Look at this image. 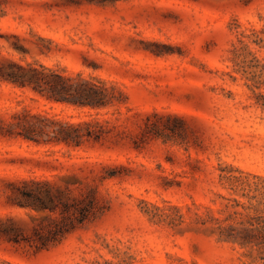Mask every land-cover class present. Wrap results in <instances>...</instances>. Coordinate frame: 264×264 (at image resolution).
Wrapping results in <instances>:
<instances>
[{
    "label": "rangeland",
    "instance_id": "1",
    "mask_svg": "<svg viewBox=\"0 0 264 264\" xmlns=\"http://www.w3.org/2000/svg\"><path fill=\"white\" fill-rule=\"evenodd\" d=\"M11 61L101 77L120 101L49 100L3 78ZM258 92L264 0H0V126L23 107L102 123L77 146L0 133V264H264L213 230L220 194L248 201L223 174L262 184ZM21 179L93 191L88 218L47 247L8 240L9 221L34 236L59 216L16 204Z\"/></svg>",
    "mask_w": 264,
    "mask_h": 264
},
{
    "label": "trees",
    "instance_id": "2",
    "mask_svg": "<svg viewBox=\"0 0 264 264\" xmlns=\"http://www.w3.org/2000/svg\"><path fill=\"white\" fill-rule=\"evenodd\" d=\"M2 76L14 85L28 87L49 100L76 107L102 108L120 101L121 92L115 85L108 86L101 77H83L80 72L75 75L66 74L59 68L41 62H27L23 65L11 61ZM257 100L264 105V93L258 92ZM101 126L102 123L97 119L74 122L50 116L45 112H31L23 107L0 126V133L20 135L35 142L63 141L77 146L88 139H99L102 135ZM222 177L232 189H241L248 201L220 194L226 199L220 208L225 215L214 218L216 225L213 230L221 239L236 241L241 246L255 247L258 257L264 263V175L261 177L262 184H250L232 174H223ZM21 184L15 196L16 204L36 210L59 212V216L53 218L52 224L45 231L36 229L34 236L24 235L12 221L5 224L3 233L8 240L33 241L37 247H47L61 241L82 224L88 218L95 198L93 191L83 197L69 198L60 188L54 192L48 181L21 179Z\"/></svg>",
    "mask_w": 264,
    "mask_h": 264
}]
</instances>
